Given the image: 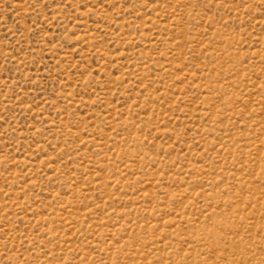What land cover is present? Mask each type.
Instances as JSON below:
<instances>
[{
  "label": "rangeland",
  "instance_id": "374dc122",
  "mask_svg": "<svg viewBox=\"0 0 264 264\" xmlns=\"http://www.w3.org/2000/svg\"><path fill=\"white\" fill-rule=\"evenodd\" d=\"M0 264H264V0H0Z\"/></svg>",
  "mask_w": 264,
  "mask_h": 264
}]
</instances>
